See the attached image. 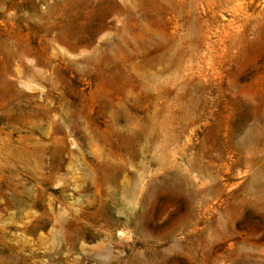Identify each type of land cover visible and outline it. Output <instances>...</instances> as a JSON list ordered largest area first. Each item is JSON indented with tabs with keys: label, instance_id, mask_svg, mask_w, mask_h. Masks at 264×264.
Masks as SVG:
<instances>
[{
	"label": "rangeland",
	"instance_id": "rangeland-1",
	"mask_svg": "<svg viewBox=\"0 0 264 264\" xmlns=\"http://www.w3.org/2000/svg\"><path fill=\"white\" fill-rule=\"evenodd\" d=\"M0 264H264V0H0Z\"/></svg>",
	"mask_w": 264,
	"mask_h": 264
}]
</instances>
